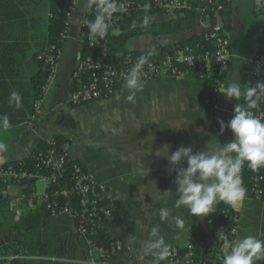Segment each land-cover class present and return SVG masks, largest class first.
Returning a JSON list of instances; mask_svg holds the SVG:
<instances>
[{
    "label": "crops",
    "instance_id": "0c3cea01",
    "mask_svg": "<svg viewBox=\"0 0 264 264\" xmlns=\"http://www.w3.org/2000/svg\"><path fill=\"white\" fill-rule=\"evenodd\" d=\"M226 1L229 4L228 23L223 24L221 17H216L224 27L231 57L223 81L224 84L235 81L241 89H246L251 86L249 77L254 69L253 60L264 48V18L255 12L252 0ZM15 2L21 5L28 19L38 23L37 35L35 40L30 39L31 44L43 43L47 0ZM89 10L88 0H79L59 51L55 74L46 83L40 113L34 122L36 129L26 125L0 129L12 135L9 144L0 150V166L28 157L40 141L46 142L61 134L70 140V158L81 163L96 182L105 185L117 205L115 215L118 218H113L108 234L125 251L114 256L109 264H153V255L145 254L142 249L154 225H159V236L170 248L184 249L187 244H192L201 251H214L219 234L225 229V220L218 212L220 202L213 212L201 217L190 216L184 208H175L176 170L169 171L166 155L181 146L191 147L195 153L214 148L216 142L220 146L230 142L232 133L226 127L221 131L220 122L226 125L232 118L234 98L226 99L220 94L216 109L209 114L204 82L185 76L160 77L141 81L143 88L136 92L133 101L127 99L130 92L123 84L107 100L70 106L71 75L80 54V29ZM145 16L149 17L146 25L143 23ZM193 17L178 11H152L143 16L133 14L121 19L119 26L110 28L108 34H132L127 43L129 51L159 55L201 39L211 23L208 24L209 19L205 16ZM34 72L33 60L27 57L20 78H29ZM72 109H76L75 114ZM80 111L84 112V120L79 118ZM60 115L72 117L79 128L62 131L56 124ZM18 130L21 131L17 133ZM75 141L81 146L82 143L88 145L89 153L83 154L78 148L73 151L71 146ZM165 145L168 146L167 153L158 157L157 150ZM181 166L186 165L177 167ZM21 191L18 186L1 190L10 200L9 209L15 214L22 212L14 203L20 199ZM228 206L238 215L233 242L248 235L264 240L263 201L245 197L236 207ZM162 207L171 209L170 218L163 223L158 215ZM176 216L184 218V228L175 225ZM160 264L167 263L163 260ZM255 264H264V259Z\"/></svg>",
    "mask_w": 264,
    "mask_h": 264
},
{
    "label": "built area",
    "instance_id": "2783aa9c",
    "mask_svg": "<svg viewBox=\"0 0 264 264\" xmlns=\"http://www.w3.org/2000/svg\"><path fill=\"white\" fill-rule=\"evenodd\" d=\"M255 12L264 18V0H252ZM79 0H72L65 13V31L61 34L66 37L69 22ZM121 11L113 14L107 21L109 28L117 27L121 18L136 12H201L214 13L215 16L222 11L223 7L215 0H117ZM147 6V10L146 9ZM100 45L102 53L95 56H86L78 59L72 72L71 79L77 81L76 89L69 94V105L80 107L97 101L107 100L114 96L121 85L124 84L126 75L135 65L139 56H126L121 62L112 65L106 62L107 52L105 40ZM203 40L212 44L211 49L194 52L189 47H174L159 61L148 60L143 66L141 81H151L160 77H183V68H194L196 79L207 82L213 78L212 97L209 102L211 110L216 109V101L220 95L216 89L224 85L222 75L226 72L230 63L229 44L224 27L220 21L208 25L203 33ZM89 46L94 44L89 41ZM59 59V51L46 48L36 56V60L45 68H48L49 78L47 84L55 74ZM253 76L264 80V48L253 60ZM42 88L41 96L34 102L35 114L27 127H34L38 119L41 101L47 85ZM264 99V97H262ZM254 116L264 120L263 112L250 110ZM45 149L37 150L32 154L34 159L33 169L8 166L0 169V180L8 186H29L31 194L27 199L31 209L41 207L50 218L65 216L70 219L72 231L75 236L84 242L87 259L81 264H109L112 256L123 253L124 248L114 243L110 251L103 246H98L94 237L98 230L109 231V225L113 221L115 200L109 194L106 186L95 181L93 175L81 163L69 164L72 159L69 148L60 144L55 138L46 141ZM251 172L250 194L254 200L264 199V174L259 170H251L245 167L241 172ZM36 183L43 184V191L36 193ZM20 203V199L14 202ZM238 217L231 216L225 221L224 234L233 242L237 233ZM223 240L218 239L215 246V258L209 264H222L221 248ZM194 246L187 244L184 250L175 247L169 248V254L164 259L167 264H198L196 263ZM205 264V263H204Z\"/></svg>",
    "mask_w": 264,
    "mask_h": 264
},
{
    "label": "trees",
    "instance_id": "16d2710c",
    "mask_svg": "<svg viewBox=\"0 0 264 264\" xmlns=\"http://www.w3.org/2000/svg\"><path fill=\"white\" fill-rule=\"evenodd\" d=\"M71 1L47 0L44 42L31 44L30 39L35 40L36 38V26H38V23L33 19H28L21 5L16 3L15 0H0V117L6 115L11 128L25 126L35 114L34 102L40 98L41 90L46 86L50 73L48 68H45L36 60V56L46 48H53L56 51H60L62 48L65 37H62L61 34L66 29L65 13ZM215 2L223 7L218 16H215L209 9H207V12L192 10L185 13L194 16V19L205 16L209 19L208 24L214 23L216 17H221L222 23L227 24L229 4L226 0H215ZM144 13L150 12L143 11L133 14L143 16ZM94 17L95 8L93 6L87 12L81 24L80 59L102 53L100 45L104 43L103 39H98L97 43L93 47H90L89 30L84 24L85 20H93ZM123 18L124 16L121 19ZM131 37L132 34L128 35L125 33L107 37L105 40L107 48L105 58L107 63L116 65L128 55L139 57L146 55L148 56V60L159 61L170 52L169 50L157 55L149 52L129 51L127 43ZM185 46L191 47L194 52H201L212 48V44L205 42L203 37L199 41L180 47ZM27 57L33 60L36 72L29 78H20L22 65ZM182 70L184 73L183 77L196 79L194 68H183ZM249 78L250 87H254L257 82H264L262 78L258 79L252 74H250ZM204 83L206 84L207 91L206 111L211 114L209 102L212 97L213 78ZM77 84L76 80L71 81L70 92L76 89ZM244 90L243 88L241 89L242 95L239 99H234L235 104H245L243 99ZM14 91L18 92L21 96V106L19 108L15 106V102L9 103L10 93ZM253 110L255 112H263L264 114L263 98L259 102L258 107ZM56 124L67 131L79 128L78 123L69 115H60L56 120ZM0 129H3L2 126H0ZM53 138L58 143L65 144L70 148V140L65 136L59 134ZM46 146L45 141H40L28 157L2 165L0 169L8 166L33 169L34 159L32 154L37 150L47 148ZM72 163L78 162L73 160L69 162V164ZM258 170L261 174H264V167ZM252 175L251 172H241L242 183L246 189L245 197L253 200L250 194V179ZM19 186L22 187V191L20 203L17 206L22 209V212L15 214L9 209L10 200L5 198L1 193V190H4L8 185L2 183L0 180V264H81V262H84L87 259L86 246L73 233L70 219L65 216L50 218L42 207L35 210L31 209L27 203V199L31 194L30 187ZM258 201L264 202V199ZM116 206L115 204V208ZM218 212L225 221L233 215L238 216L224 202L219 203ZM115 214L116 210L113 212V218L115 217L117 220L118 217ZM94 239L98 246H103L109 251L111 246L116 243L106 230H98ZM194 252L197 257L196 263L198 264H209L208 262L212 261L216 254L215 250L201 251L196 245L194 246Z\"/></svg>",
    "mask_w": 264,
    "mask_h": 264
},
{
    "label": "clouds",
    "instance_id": "9594fccd",
    "mask_svg": "<svg viewBox=\"0 0 264 264\" xmlns=\"http://www.w3.org/2000/svg\"><path fill=\"white\" fill-rule=\"evenodd\" d=\"M95 8L93 20H85L88 27V38L95 44L98 39H103L109 28L107 21L114 13L121 11L117 0H88V7ZM147 10V6L146 9ZM149 17L145 16L143 23L146 25ZM148 56L138 57L135 65L129 70L124 81V88L129 90V101H133L135 94L141 91V74L143 66L147 63ZM217 92L226 99H239L242 95L241 86L235 81L228 82ZM264 97V82H257L254 87H248L243 91L245 104H235L232 118L225 125L220 122L221 131L226 127L232 133V140L210 150L193 152L191 147H179L166 155L169 171L176 170L174 207L184 208L190 216H206L215 210V205L224 202L236 207L246 196V189L241 179V170L247 168L255 171L264 167V120L257 118L250 111L258 107ZM15 102V106H21V96L18 92L10 93L9 103ZM0 126L7 130L10 127L6 115L0 117ZM0 144V150L5 149ZM168 146L157 150L158 157L165 156ZM186 165L177 167L178 165ZM161 223L171 216V209L162 207L159 209ZM175 225L184 228L185 220L180 216L174 217ZM159 225L152 226L149 239L143 245L145 254H152L153 264H160L169 254L170 246L162 236H159ZM219 239L223 240L221 248L222 264H255L264 259V240L248 235L238 242H231L227 236L220 232Z\"/></svg>",
    "mask_w": 264,
    "mask_h": 264
},
{
    "label": "rangeland",
    "instance_id": "374dc122",
    "mask_svg": "<svg viewBox=\"0 0 264 264\" xmlns=\"http://www.w3.org/2000/svg\"><path fill=\"white\" fill-rule=\"evenodd\" d=\"M72 114L76 112V109H72ZM80 120H84L85 119V115H84V112L83 111H80V116H79ZM23 129V128H21ZM21 130H18L17 133H19ZM16 134V133H14ZM17 135V134H16ZM72 135V133H71ZM12 135L8 132V131H0V144H4L5 146L9 144V138L11 137ZM72 150L73 151H76L77 148L83 153V154H87L89 153V147L88 145H85L82 143V146L79 145V143L77 141L73 142L72 144ZM91 152V151H90ZM92 153V152H91ZM35 190H36V193L37 194H40L42 193L43 191V184L42 183H36L35 185Z\"/></svg>",
    "mask_w": 264,
    "mask_h": 264
},
{
    "label": "water",
    "instance_id": "95a60500",
    "mask_svg": "<svg viewBox=\"0 0 264 264\" xmlns=\"http://www.w3.org/2000/svg\"><path fill=\"white\" fill-rule=\"evenodd\" d=\"M79 57H80V54L78 55V59H79ZM34 129H36V127H34V128H32V130H34ZM62 131H67V130H65V129H63V128H60Z\"/></svg>",
    "mask_w": 264,
    "mask_h": 264
}]
</instances>
